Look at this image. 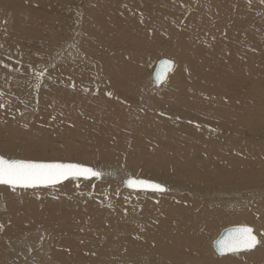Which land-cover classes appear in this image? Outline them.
I'll return each instance as SVG.
<instances>
[{
  "label": "rangeland",
  "instance_id": "1",
  "mask_svg": "<svg viewBox=\"0 0 264 264\" xmlns=\"http://www.w3.org/2000/svg\"><path fill=\"white\" fill-rule=\"evenodd\" d=\"M160 57L172 58L174 67L168 81L153 88L150 73ZM41 70L37 90L35 75ZM0 104V141L22 149H0L6 158L109 166L115 175L146 177L167 187L151 173L193 166L224 175L226 157L215 154L225 145L239 153L238 142H215L213 134L228 139L227 128L236 140L245 134L264 138V2L0 0ZM253 150L246 149L251 169L262 178L252 187L181 191L203 202L202 210L189 209L194 218H185L182 205L180 211L170 207L171 198L130 190L115 177L15 191L0 185L1 263L131 264L139 251H173V240L194 251L180 249L188 259L238 264L256 254L254 264H262V244L224 255L211 245L230 225H250L264 242V209L254 215L248 210L258 204L264 208V156ZM225 188L234 189L235 204L213 199ZM171 192L168 188L165 194ZM156 231L161 240H143Z\"/></svg>",
  "mask_w": 264,
  "mask_h": 264
},
{
  "label": "bare ground",
  "instance_id": "2",
  "mask_svg": "<svg viewBox=\"0 0 264 264\" xmlns=\"http://www.w3.org/2000/svg\"><path fill=\"white\" fill-rule=\"evenodd\" d=\"M161 58V57H160ZM157 59H159V58H157ZM156 59V60H157ZM156 60H155V62H154V65H153V67H152V69H151V73H150V77H151V82H152V87L153 88H161L163 85H164V83L166 82V81H168L167 80V78H168V76H169V74H170V72L168 73V75H167V77H166V79H165V81L164 82H162L159 86H155L154 85V79L152 78V70H153V68H154V66H155V63H156ZM149 77V78H150ZM169 78H170V76H169ZM150 86V87H151ZM156 93V92H155ZM148 94V93H147ZM158 95H160V94H158ZM163 98V97H162ZM143 99V98H142ZM145 101V100H144ZM157 101V100H156ZM168 103V102H167ZM231 103V102H230ZM160 107V106H159ZM237 108H238V106H237ZM172 109V108H171ZM174 110V109H173ZM245 110V109H244ZM163 117V116H162ZM242 117V116H241ZM152 118V117H151ZM187 119H188V117H187ZM205 119V118H204ZM257 119V118H256ZM166 120V119H165ZM255 121V120H254ZM172 122V121H171ZM200 123V122H199ZM234 123H236V122H234ZM198 124V123H197ZM228 124V123H227ZM226 125V124H225ZM221 126V125H220ZM263 126V125H262ZM228 127V126H227ZM253 128V127H252ZM218 129V128H217ZM224 129V128H223ZM221 130V129H220ZM224 130H227V132H225V133H227L228 134V136L226 135V137H228V139H223L224 137H218V135L216 136V135H212L213 136V141H215L216 142V138H219V139H221V140H223V141H226V143H227V141H228V144L227 145H229V144H231L232 142H235V141H237L238 143H237V145H238V152L239 153H237V151H234V152H232L233 151V149H228L227 147H225L224 146V150H221V151H218L216 154H215V156H217V157H219V156H222V155H224L225 157H226V164L228 165V169L224 172V175H223V173L222 174H219V172H217L218 174H216V173H211V172H206V169H205V171H202V170H198V168L197 167H195L196 165H194V167L195 168H192V167H190V169H188V168H179V167H174V166H170V167H168V170H167V172L165 173V172H162V173H160V174H158V175H156V174H153V173H151V175L150 176H152V177H155V178H157V179H161V180H165L167 183H169L168 185H169V187H167V186H165L166 188L165 189H167L168 190V188L169 189H172L173 190V192H171L172 194H170V195H166L165 194V192L166 191H164V192H154V193H161L162 194V196H160V197H164L163 199L165 200V199H167V198H171L172 200L170 201V202H168L169 203V206L171 207L172 206V208H177L178 210H179V208L181 209L182 207H181V205L184 207V209H185V211H188V212H185L184 214H185V218H189V217H193L194 215L189 211V209L191 208L192 209V207H195V208H201V206L203 205L202 203V201H200L199 200V197H198V199L197 198H194L193 196H192V194H190V193H183L182 194V192L181 191H183V190H185V188H190V189H192V188H194V187H197V189L198 188H200V187H204V188H208L209 186H221V188H224V187H232V188H235V186H242V187H244V186H250V187H252L253 186V184L255 183L256 184V182H259L260 181V179L262 178V177H258V175L256 176V175H254L253 174V169H251V163L253 164V162H251L250 163V161H251V158H250V154L248 153V151H246V149H249L250 150V148H252V149H254L253 151H255L256 153H259L260 155H263L264 156V138L263 139H259V137H256V136H246V134L244 135V136H242V138L239 140H236V139H233V138H231V137H234V132H232V130H230V129H224ZM223 130V131H224ZM242 130V129H241ZM203 131V130H202ZM211 131V130H210ZM219 131V130H218ZM212 132V131H211ZM236 132V131H235ZM220 133V132H219ZM253 133V132H252ZM257 133H259V131L257 132ZM249 134H251V133H249ZM260 134V133H259ZM178 136V135H177ZM205 137V136H204ZM203 143V142H202ZM214 143V142H213ZM225 143V142H224ZM236 144V143H235ZM45 146V145H44ZM234 147V146H233ZM236 147V146H235ZM216 148V147H215ZM0 149H3V150H6V151H20V150H22L21 148H18V147H13V146H11V145H7V143L5 142V141H0ZM216 151V150H215ZM251 152V151H250ZM195 153V152H194ZM210 153H212V152H210ZM209 154V153H208ZM214 154V153H213ZM205 155V154H204ZM211 155V154H210ZM259 155V156H260ZM214 157V156H213ZM224 157V158H225ZM255 157H257V156H255ZM261 157V156H260ZM252 158H254V157H252ZM224 160V159H223ZM258 160V159H257ZM260 160V159H259ZM263 160V159H262ZM219 161V160H218ZM225 161V160H224ZM219 162H222V161H219ZM225 164V165H226ZM252 166H254V165H252ZM260 166V165H259ZM223 167V166H222ZM264 167V166H263ZM97 169H99L101 172H102V174H104V171H106V172H111L110 173V176H106V175H109V174H107L106 173V175L104 174V176L102 175L101 176V178H99V179H101V180H105V181H111L112 179H114V177L115 178H119V179H121L122 181H124V179L125 178H127V176H128V174H124V173H121V172H119L118 171V175H115V173H114V171H113V167H109V166H106V167H101V168H98L97 167ZM167 169V168H166ZM208 170V169H207ZM213 170H214V168H213ZM256 169H254V171H255ZM145 170L143 169V170H141V173H144V175H146V176H148V173H149V171L148 170H146L145 172H144ZM170 172V174H169V172ZM262 171V170H261ZM259 172H260V170H259ZM221 173V172H220ZM161 174H166V175H164V176H162ZM167 174H169V176L167 175ZM130 175V174H129ZM262 175V174H261ZM261 175H259V176H261ZM132 176V175H131ZM263 176V175H262ZM134 177V176H133ZM146 178V177H145ZM169 180H170V182H172V183H175V184H177V183H180L179 184V186H181L182 187V189H180L179 187L177 188V189H175L174 187H172V184L169 182ZM155 181V180H154ZM164 181V182H165ZM123 183V182H122ZM262 183V182H261ZM167 185V184H166ZM178 185V184H177ZM126 188V187H125ZM214 188H216V187H214ZM246 188V187H245ZM131 190V189H130ZM194 190H196V188L194 189ZM212 190V189H211ZM220 190V189H219ZM225 190L226 191H221L220 192V194L219 195H217L216 197H215V195H213V199L214 200H216L217 202L219 201V200H222L221 202H223V200H227L228 202H230L231 204L232 203H234L235 202V200H236V198H235V196H236V193H234L235 191H234V189L230 192H228V190L225 188ZM133 191H136V190H133ZM187 191V190H186ZM185 191V192H186ZM237 191H238V189H237ZM12 192V191H11ZM151 192V191H150ZM242 192V191H241ZM165 195H164V194ZM168 193V192H167ZM174 193H176V194H174ZM177 193H181V195L180 194H177ZM201 193V192H200ZM205 193V192H204ZM197 194V193H196ZM214 194V193H213ZM197 195H199V194H197ZM251 195V194H250ZM211 196V197H210ZM210 196H208V197H210V198H212V195L210 194ZM203 198H204V196H203ZM206 198V197H205ZM238 198V197H237ZM160 200H162V199H160ZM206 200H208V199H206ZM244 200V199H243ZM263 200V199H262ZM168 201V200H167ZM194 201H195V203H194ZM198 201V202H197ZM234 201V202H233ZM200 202H202V203H200ZM208 204V206H210L209 204H213L214 202H212L211 200H209V201H206ZM248 203V202H247ZM258 203V202H257ZM263 203V202H262ZM235 204V203H234ZM221 205V204H220ZM254 205V204H253ZM162 206V205H161ZM207 206V207H208ZM213 206V205H212ZM223 206V205H222ZM169 207V208H170ZM216 207V206H215ZM219 207V206H218ZM249 207V206H248ZM168 208V207H167ZM213 208V207H212ZM250 208V207H249ZM251 208H252V206H251ZM166 209V208H165ZM183 209V210H184ZM254 209V208H253ZM264 208L261 206V205H259L258 204V206L253 210V211H251L250 209H248L249 210V215L251 214V212H252V214L254 215V213H256V211L259 213H262L263 211H261V210H263ZM169 210V209H168ZM200 210H202V209H200ZM199 210V211H200ZM216 210V209H215ZM166 211V210H165ZM174 210H172V212H173ZM177 211V210H176ZM176 211H174V215H176V216H178V217H180L181 216V218H182V214L179 212L178 213V211L176 212ZM180 211V210H179ZM192 211H195V210H192ZM255 211V212H254ZM181 212H182V210H181ZM215 212V211H214ZM220 212V211H219ZM228 212V211H227ZM236 212V211H235ZM237 212H240V210L239 211H237ZM246 213V212H245ZM197 216L196 217H198V216H200V213L198 212V211H196V213H195ZM207 214V213H206ZM215 213H213V215H214ZM217 214V213H216ZM231 214H232V212H231ZM240 214V213H239ZM238 214V215H239ZM247 214V213H246ZM218 215V214H217ZM220 215V214H219ZM233 215V214H232ZM249 215H248V217H249ZM246 216V215H245ZM252 216V215H251ZM250 216V217H251ZM259 216H261V215H259ZM195 217V218H196ZM209 217V216H208ZM226 217V216H225ZM241 217V216H240ZM176 218V217H175ZM174 218V219H175ZM194 218V217H193ZM203 218V217H202ZM205 218V217H204ZM210 218V217H209ZM221 218V217H220ZM224 218V217H223ZM231 218V217H230ZM257 218V220H258V217H256ZM208 219V218H207ZM227 219V218H226ZM233 219V218H232ZM249 219V218H248ZM260 219H262V218H260ZM197 220V219H196ZM205 220V219H204ZM210 220V219H209ZM253 220V219H252ZM166 221V220H165ZM187 221V220H186ZM205 222V221H204ZM255 222V221H254ZM187 224H188V222H186ZM203 223V222H202ZM206 223V222H205ZM209 223V222H208ZM258 224H259V222H257ZM156 224V223H155ZM160 224V223H159ZM163 226V225H162ZM166 226V225H165ZM175 226V225H174ZM177 226V225H176ZM180 226V225H179ZM202 226H203V224H202ZM261 227V226H260ZM180 228H181V226H180ZM196 228V227H195ZM205 228V227H204ZM160 230H161V228H159ZM185 229V228H184ZM188 229V228H187ZM207 229V228H206ZM189 230H191V229H189ZM204 230V229H203ZM178 231V230H177ZM199 231V230H198ZM146 232V231H145ZM202 232V230L200 231V233ZM186 233V232H185ZM218 233V232H217ZM41 234V233H40ZM141 234H144V233H140V235ZM173 234H175V232H173ZM177 234V233H176ZM182 234H184V232L182 233ZM187 234H189V233H187ZM193 234V233H192ZM139 235V234H138ZM179 235V234H178ZM186 235V234H185ZM165 236H167V235H165ZM184 236V235H183ZM192 236H194V235H192ZM62 237V236H61ZM163 237V235H162V233L161 232H159V233H157V231H156V233H149V234H146V235H144L143 236V240H147V242L148 241H156V240H161V238ZM190 237V236H189ZM168 238V237H167ZM178 238H182V237H179L178 236ZM204 238V237H203ZM35 239V238H34ZM165 239V238H164ZM173 239H174V237H173ZM58 240H59V238H58ZM142 240V241H143ZM191 240H193V239H191ZM201 240V239H200ZM144 241V242H145ZM178 241H180V240H178ZM187 241V240H186ZM206 241V240H205ZM213 241V240H212ZM49 242V241H48ZM166 242V241H165ZM176 242L177 241H175V242H173V240H171V245H174L173 247L174 248H178V250H176V249H174L173 251H170V252H168L167 251V249L165 248V249H161V248H159L161 251H159L157 248V254H154L153 252H148V253H142V252H144V251H142V252H136L135 253V251H134V253L136 254V257H138L137 258V261L136 262H132L133 264H174V261H176L175 263H177V264H208V261L206 262L205 261V259H203V257H202V259H198V260H196L195 258L194 259H188L187 258V256H184V254L183 255H181V253H179V251H180V249H183V250H188V249H190V247L189 246H186V244H185V242H183L182 244H176ZM176 244V246H175V244ZM264 242H262L261 244H262V249H264V244H263ZM68 244V243H67ZM192 244V243H191ZM195 244V243H194ZM199 244V243H198ZM149 245V244H148ZM153 245V244H152ZM211 245H212V242H211ZM159 246V245H158ZM187 247V248H184V247ZM192 246V245H191ZM197 247H199V245H196ZM259 246H260V244H259ZM161 247V246H160ZM201 247V246H200ZM50 248V247H49ZM63 248V247H62ZM68 248V247H67ZM145 248V247H144ZM203 248V247H202ZM208 247L206 246V249H207ZM33 249V248H32ZM83 249V248H82ZM87 249V248H86ZM136 249V248H135ZM149 249V248H148ZM156 249H155V251H156ZM199 249V248H198ZM197 249V250H198ZM212 249H213V247H212ZM261 249V250H262ZM46 250V249H45ZM74 250V249H73ZM152 250H154V249H152ZM192 249H190V251H191ZM202 250V249H201ZM58 251V250H57ZM71 251V250H70ZM147 251V250H146ZM145 251V252H146ZM164 251H167L168 253H166V252H164ZM196 251V250H195ZM211 251V250H210ZM214 251V250H213ZM26 252V251H25ZM29 252V251H28ZM63 252V251H62ZM71 252H73V251H71ZM172 252H174V254L172 253ZM192 252H194L193 250H192ZM208 252V251H207ZM57 253V252H56ZM59 253V252H58ZM66 253H67V255H68V252H67V250H66ZM185 253V252H184ZM215 253V252H214ZM48 254V253H47ZM77 254H78V252H77ZM147 254V255H146ZM187 254V253H186ZM185 254V255H186ZM195 254H196V252H195ZM198 254V253H197ZM261 254V253H260ZM18 255V254H17ZM56 255V254H55ZM126 255V254H125ZM145 255V256H144ZM199 255V254H198ZM244 255H246V254H244ZM244 255H242V256H244ZM11 256V255H10ZM15 256V255H14ZM21 256V255H20ZM30 256V255H29ZM72 256H73V254H72ZM72 256H71V258H72ZM76 256V255H75ZM81 256V255H80ZM123 256V255H122ZM128 257L130 256V255H127ZM190 256V255H189ZM202 256V255H201ZM215 256V255H214ZM23 257V256H22ZM28 257V256H27ZM33 257H34V255H33ZM68 257V256H67ZM82 257V256H81ZM136 257H134V259H136ZM145 257V258H144ZM36 258V257H35ZM41 258V257H40ZM44 258V257H43ZM69 258V257H68ZM67 258V261L69 260ZM75 258V257H74ZM193 258V257H192ZM262 258V257H261ZM261 258H259L260 260H261ZM37 259V258H36ZM123 259H125V258H123ZM208 259H210V258H208ZM207 259V260H208ZM225 259V258H224ZM232 259H234V258H232ZM258 259V260H259ZM34 260V259H33ZM33 260L31 261V262H33ZM41 260V259H40ZM39 260V261H40ZM71 260V259H70ZM73 260V259H72ZM226 260V259H225ZM255 260H257V257H256V254L254 255V254H248L247 256H245V257H242L241 258V261L240 262H238V264H254V262H255ZM1 261L2 260H0V264H2L1 263ZM4 261V260H3ZM2 261V262H3ZM35 261V260H34ZM39 261H35L34 263L35 264H42V263H40ZM44 261V260H43ZM52 261H53V259H52ZM62 261V260H61ZM74 261H75V259H74ZM85 261V260H84ZM212 261V260H211ZM224 261V260H223ZM23 262V261H22ZM30 262V260H28V261H25L24 263L25 264H27V263H29ZM69 262H72V261H69ZM68 262V263H69ZM82 262V261H81ZM86 262V261H85ZM125 262H127V261H125ZM216 262V261H215ZM214 262V263H215ZM258 262V261H257ZM256 262V263H257ZM260 262V261H259ZM262 264H264V258L262 259ZM260 262V263H261ZM47 263H48V261H47ZM49 263H50V261H49ZM58 263V262H57ZM56 263V264H57ZM61 263V262H60ZM86 263H89V261L88 262H86ZM115 263H118V262H115ZM131 263V264H132ZM225 263V262H224ZM223 263V264H224ZM230 263V262H229ZM255 263V264H256ZM4 264V263H3ZM17 264V263H16ZM45 264V263H44ZM124 264H127V263H124Z\"/></svg>",
  "mask_w": 264,
  "mask_h": 264
},
{
  "label": "snow or ice",
  "instance_id": "3",
  "mask_svg": "<svg viewBox=\"0 0 264 264\" xmlns=\"http://www.w3.org/2000/svg\"><path fill=\"white\" fill-rule=\"evenodd\" d=\"M264 2V0H261ZM164 65H169L170 61H162ZM8 67L7 65H3ZM44 75L41 70L35 75L37 83L33 86L39 89L40 80ZM156 82L161 81V75L155 77ZM111 95V93H107ZM4 105L0 104V108ZM103 174L94 170L91 167H85L81 164L69 163H34L31 161L23 160H6L0 156V185H8L13 191L17 187L21 188H35L39 186H49L60 183L62 180L68 179L70 176L73 178L90 177L101 178ZM125 184L132 188L137 187L141 189H150L155 192L167 191L161 184L150 183L144 180H131L125 181ZM264 235V233H261ZM261 240L254 234L253 228L249 226H241L231 230L229 239L226 242H221L217 248L220 255L226 252L239 253L241 251H249L255 249Z\"/></svg>",
  "mask_w": 264,
  "mask_h": 264
},
{
  "label": "water",
  "instance_id": "4",
  "mask_svg": "<svg viewBox=\"0 0 264 264\" xmlns=\"http://www.w3.org/2000/svg\"><path fill=\"white\" fill-rule=\"evenodd\" d=\"M165 60L170 61L171 63H170L169 65H164V64L162 63V61H165ZM173 67H174V60H173L172 58H169V57H161V58L157 59V60H156V63H155V66H154V68H153V70H152V78L154 79V85H155V86H159L162 82H164L165 79H166V77H167V75H168V73H169L170 71H172ZM157 75H161V81H160V82H156V81H155V77H156ZM0 156H2V155H0ZM2 157H3L4 159H6V160H23V161H31V162H34V163H61V164L75 163V164H81V165H83V166H85V167H91V168H93L94 170L101 172L99 169H97V168H95V167H93V166H90V165H87V164H83V163H79V162H74V161H63V160H32V159H21V158H6V157H4V156H2ZM101 173H102V172H101ZM77 178H78V179H85L84 177H77ZM93 178H94V177H90V178H88V179H93ZM68 179H75V178H73V177L70 176ZM68 179L62 180L60 183L66 181V180H68ZM128 179H131V180H144V181H148V182H150V183H158V182H156V181H154V180H151V179L141 178V177H140V178H135V177H133V176H131V175H128L127 178L124 179V181H123V185H124L126 188H128V189L136 190V191H151V192H155V191H152V190H150V189H141V188H137V187H132V188H130V187H128V186L125 184V181H127ZM60 183H57V184H55V185H58V184H60ZM158 184H161V183H158ZM161 185H162L164 188H166L165 185H163V184H161ZM49 186H54V185H49ZM39 187H48V186H39ZM20 188H21V187H20ZM241 226H249V227L253 228V227L250 226V225H230V226H227V227L222 228V229L218 232V234L216 235V237H215V238L213 239V241H212V247H213V250H214V252H215L217 255H220V253L217 251V248H218L219 244H220L221 242H226V241L229 239L230 234H231V230H232V229H235V228H238V227H241ZM253 230H254V229H253ZM254 234H255V232H254ZM241 252H243V251H241ZM228 253H230V252H226L225 254H228Z\"/></svg>",
  "mask_w": 264,
  "mask_h": 264
}]
</instances>
